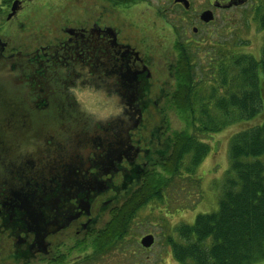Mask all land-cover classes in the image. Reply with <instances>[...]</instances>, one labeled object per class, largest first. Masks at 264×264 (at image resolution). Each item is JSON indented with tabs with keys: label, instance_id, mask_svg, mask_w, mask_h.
<instances>
[{
	"label": "flooded vegetation",
	"instance_id": "obj_1",
	"mask_svg": "<svg viewBox=\"0 0 264 264\" xmlns=\"http://www.w3.org/2000/svg\"><path fill=\"white\" fill-rule=\"evenodd\" d=\"M42 1L0 0V56L5 59L0 62L15 74L3 95L21 117L17 128L23 129L22 136L12 133L10 144L0 137V264H101L105 257L90 261L92 256L80 255L81 240L96 235L100 216L116 202L124 199L126 206L134 196L138 202L149 169L174 153L175 144L162 138L163 125L155 133L144 129L151 105L161 117L165 90L153 89L147 54L124 39L108 13L110 6L127 9L132 3L143 9L148 2L97 0L103 15L92 19L85 4L72 13L73 21L55 43H41L37 35L20 39L21 17L30 3ZM184 1L189 8L171 0L176 11L161 28L177 35L170 69L186 51L203 62L220 39L218 14L252 0H204L199 11L194 0ZM206 11L213 12L209 22L201 18ZM131 23L153 28L136 19ZM44 111L54 112L58 125L45 128L38 144L37 127L28 123L41 124L38 114ZM5 123L14 131L11 121ZM130 125L135 127L128 132Z\"/></svg>",
	"mask_w": 264,
	"mask_h": 264
},
{
	"label": "trees",
	"instance_id": "obj_2",
	"mask_svg": "<svg viewBox=\"0 0 264 264\" xmlns=\"http://www.w3.org/2000/svg\"><path fill=\"white\" fill-rule=\"evenodd\" d=\"M251 11L252 20L264 32V0ZM226 45L220 40L214 43L203 62L186 51L172 68L176 87L170 101L192 130L176 133L174 153L166 162L167 176L189 177L200 186L193 173L209 152L203 138L238 128L230 141V168L217 210L198 214L193 224H182L177 229L181 241L170 240L177 264L264 262V117L260 118L264 115V45L259 58L242 51L239 44ZM188 158L190 166L185 163ZM165 178L146 181L140 201L135 205L134 196L127 209L113 215L107 231L92 241L90 261L100 260L117 242L125 241L140 209L165 199L169 186Z\"/></svg>",
	"mask_w": 264,
	"mask_h": 264
},
{
	"label": "rangeland",
	"instance_id": "obj_3",
	"mask_svg": "<svg viewBox=\"0 0 264 264\" xmlns=\"http://www.w3.org/2000/svg\"><path fill=\"white\" fill-rule=\"evenodd\" d=\"M258 1L252 0L245 7L222 11L218 14L215 23L216 27L223 25L218 36L220 41L227 42L226 46L239 44L242 51L256 58L261 56L264 45V32H261L252 20L251 10ZM138 2H148V6L145 5L143 9L132 3L127 9L110 6L112 13H108L113 16L110 21L121 29L126 41L136 44L143 54H147L153 66L151 81L153 89L162 87L165 90L166 98L158 106L161 110V117L156 114L155 106L151 105L148 111L151 117L144 122H149V128L145 126V131L147 132L148 129L155 133L156 126L163 125L164 129L161 133L163 140L175 144L176 133L192 130L190 126L188 129L187 124L170 101L176 87L170 66L175 60L171 51L175 46L177 35L173 29H168L163 33L161 28L165 26V21L173 18L176 10L171 11V0H138ZM85 4L91 8L92 19L94 16L103 15V5L97 0H46L42 3H30L28 14L21 17L23 24L19 28L23 31L19 38L24 39L27 36L37 35L36 38L41 43L46 44V41L50 44L55 43L56 39L61 37L63 27L73 21L72 13L82 10ZM193 4L198 11L206 6L204 0H194ZM44 5L49 7V10L45 9ZM113 9L118 13L116 16ZM135 19L136 22H148L153 28H136L135 24L131 23L135 22ZM263 117L264 115L260 118ZM237 129V126H233L220 133L210 134L211 137L203 138L209 147V152L193 173L194 179L200 180V186L192 182L189 177L176 176L171 179L167 176L170 175L166 171L167 163L152 166L144 179V184L155 177L164 176L165 179H169V186L165 189L166 193L170 194L169 205L164 200L152 201L149 206L140 209L131 222L128 240L123 241L122 248H115L110 254H103L102 259L105 258L101 264H177L170 240L181 241L177 229L182 224H193L198 214L212 213L217 210L226 174L230 168V141ZM189 164L190 161L187 162V165ZM123 201L124 199L116 202L103 212L99 225L94 231L96 235L81 240L84 241L85 247H81L80 255L93 257V249L91 252L89 250L92 241L98 233L107 231L106 226L117 211L128 208L126 206L130 204L122 206ZM136 203L135 201L134 204ZM148 234L155 236V244L146 250L141 246L140 238Z\"/></svg>",
	"mask_w": 264,
	"mask_h": 264
},
{
	"label": "water",
	"instance_id": "obj_4",
	"mask_svg": "<svg viewBox=\"0 0 264 264\" xmlns=\"http://www.w3.org/2000/svg\"><path fill=\"white\" fill-rule=\"evenodd\" d=\"M175 1L179 2V3L184 2L185 8H189V3L187 1H184V0H175ZM243 2L244 1H242V3ZM230 6H232V5H229V7ZM213 17H214L213 12H211V11H206L201 16L202 20H204L205 22L211 21L213 19ZM2 58L3 57L0 56L1 62H3V60H5ZM1 62H0V94H1L0 95V137H1V140H2V138H4L6 141L9 142L7 144H10V142L13 141V137H14V136H12V133L15 135L17 134L19 136H22L23 135V129L17 128V127H21V125H20V122H21L20 118L21 117H18V115H16L17 113H16L15 109L13 108L11 103L8 101V99H5L4 95H3L4 91H7V93L10 92V88L12 85L11 79L14 77L15 74L12 72L11 68L7 67L6 65L5 66L1 65ZM14 80H15V78H14ZM38 116H39V120L41 121V124L39 122L36 124H35V122H29L28 126L35 128V125H36L37 130L33 131V132L36 133L35 139H36L37 143L40 144L39 143L40 138L41 139L44 138L43 131L46 130L45 128L54 127L53 125H58V124L54 123V122H56L55 121L56 114L54 112H50V113L48 111L47 112H45V111L39 112ZM136 117L137 118L140 117V112H138ZM43 119H44V121H43ZM7 120L11 121L13 127L15 125L14 131H12V132L9 131V128L7 127V124L5 123ZM18 120H19V122H18ZM42 121H43V124H42ZM131 125L129 126L128 132L135 127V126L132 127ZM3 134L5 136H3ZM154 242H155L154 236L153 235H147L142 239L141 244L145 248H150L154 244Z\"/></svg>",
	"mask_w": 264,
	"mask_h": 264
},
{
	"label": "bare ground",
	"instance_id": "obj_5",
	"mask_svg": "<svg viewBox=\"0 0 264 264\" xmlns=\"http://www.w3.org/2000/svg\"><path fill=\"white\" fill-rule=\"evenodd\" d=\"M187 175V174H186Z\"/></svg>",
	"mask_w": 264,
	"mask_h": 264
}]
</instances>
